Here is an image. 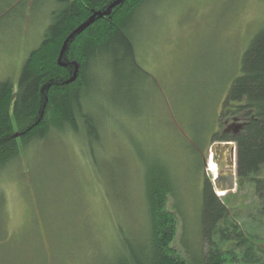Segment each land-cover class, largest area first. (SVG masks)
I'll use <instances>...</instances> for the list:
<instances>
[{
    "label": "rangeland",
    "instance_id": "rangeland-1",
    "mask_svg": "<svg viewBox=\"0 0 264 264\" xmlns=\"http://www.w3.org/2000/svg\"><path fill=\"white\" fill-rule=\"evenodd\" d=\"M57 7L56 0H0V82L18 79ZM137 23V59L156 83L136 96L118 97L112 85L93 94L95 110L109 107L111 117L93 151L80 137L54 136L1 173L0 264H118L149 236L146 174L159 167L175 176L173 247L193 260L206 248L212 132L195 131L199 119L219 129L242 57L264 25V0H152ZM186 135L196 138L195 149Z\"/></svg>",
    "mask_w": 264,
    "mask_h": 264
},
{
    "label": "trees",
    "instance_id": "trees-1",
    "mask_svg": "<svg viewBox=\"0 0 264 264\" xmlns=\"http://www.w3.org/2000/svg\"><path fill=\"white\" fill-rule=\"evenodd\" d=\"M151 1L56 0L43 40L18 79L0 82V175L34 143L54 136L80 137L93 151L111 118L109 107L95 110L93 94L112 85L118 97L136 96L156 83L137 59V16ZM240 70L216 120L219 129L199 119L195 131L212 132L209 147L235 142L238 155L237 192L219 196L204 176L201 256L193 260L173 247L179 217L168 204L175 176L159 167L146 174L149 236L118 264H264V25ZM194 135L185 138L195 149ZM208 171L218 174L212 159Z\"/></svg>",
    "mask_w": 264,
    "mask_h": 264
},
{
    "label": "water",
    "instance_id": "water-1",
    "mask_svg": "<svg viewBox=\"0 0 264 264\" xmlns=\"http://www.w3.org/2000/svg\"><path fill=\"white\" fill-rule=\"evenodd\" d=\"M237 145L235 142H215L210 147L209 160L217 164L218 174L213 179L214 190L225 194L235 193L238 189Z\"/></svg>",
    "mask_w": 264,
    "mask_h": 264
},
{
    "label": "bare ground",
    "instance_id": "bare-ground-1",
    "mask_svg": "<svg viewBox=\"0 0 264 264\" xmlns=\"http://www.w3.org/2000/svg\"><path fill=\"white\" fill-rule=\"evenodd\" d=\"M217 168H218V167H217ZM214 178H215V177H214ZM214 178H213V179H214ZM226 195H227V194H225V196H226Z\"/></svg>",
    "mask_w": 264,
    "mask_h": 264
}]
</instances>
